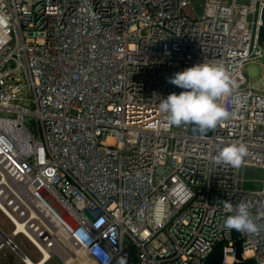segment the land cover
<instances>
[{"label":"built area","instance_id":"obj_1","mask_svg":"<svg viewBox=\"0 0 264 264\" xmlns=\"http://www.w3.org/2000/svg\"><path fill=\"white\" fill-rule=\"evenodd\" d=\"M263 9L0 0V211L12 226L0 250L22 235L38 264H206L218 246L221 264H264V74L246 73L264 69ZM199 63L228 72L218 102L230 117L208 132L163 126L159 103L183 91L168 78ZM233 143L247 146L241 166L214 163ZM224 202L247 203L260 230L225 229Z\"/></svg>","mask_w":264,"mask_h":264},{"label":"clouds","instance_id":"obj_2","mask_svg":"<svg viewBox=\"0 0 264 264\" xmlns=\"http://www.w3.org/2000/svg\"><path fill=\"white\" fill-rule=\"evenodd\" d=\"M167 82L183 91L171 93L159 103L158 110L165 117L163 126L193 124L202 132H208L230 117L229 110L218 102L230 93L232 86L223 65L199 63L175 73ZM246 155L247 146L244 143H233L223 147L213 161L239 168ZM224 210L231 213L224 220L225 229L249 234L260 230L247 203L241 202L234 207L224 202ZM104 223L103 219H99L96 225L101 227ZM76 234L82 245L90 246L93 243L86 229L82 228Z\"/></svg>","mask_w":264,"mask_h":264},{"label":"rangeland","instance_id":"obj_3","mask_svg":"<svg viewBox=\"0 0 264 264\" xmlns=\"http://www.w3.org/2000/svg\"><path fill=\"white\" fill-rule=\"evenodd\" d=\"M246 73L249 76V80L256 84L259 82L260 77L264 74L263 67L258 63H251L246 66ZM247 178L254 179V178H262L263 175L261 173L255 174L254 171H249L246 174ZM260 186V185H259ZM0 225L6 229V225H9L4 217L0 214ZM10 228H12L10 226ZM11 230V229H10ZM19 247L26 253L29 254L31 259L36 261L39 257L37 251L30 245V243L24 238V236L19 235L15 238ZM0 264H23L19 260V254L13 250H5L0 252ZM47 264H59V261L55 258L48 261Z\"/></svg>","mask_w":264,"mask_h":264},{"label":"crops","instance_id":"obj_4","mask_svg":"<svg viewBox=\"0 0 264 264\" xmlns=\"http://www.w3.org/2000/svg\"><path fill=\"white\" fill-rule=\"evenodd\" d=\"M0 214L4 217V219L7 221V222H9L8 220H7V218L1 213V211H0ZM9 224H10V226H11V223L9 222ZM10 226L9 225H6V229L4 228V227H2L1 225H0V242H1V240H2V238H3V233H5V234H9L10 233ZM12 227V226H11ZM25 238V237H24ZM26 239V238H25ZM27 240V239H26ZM28 241V240H27ZM15 242H16V240H15ZM29 242V241H28ZM17 243V242H16ZM30 243V242H29ZM18 245V244H17ZM30 245L34 248V246L30 243ZM18 247H19V245H18ZM35 249V248H34ZM5 250H13V249H11L10 247H5V248H3V249H1L0 250V252H2V251H5ZM36 250V249H35ZM13 251H15V252H17L18 254H19V260H20V262H22L23 264H27V263H25L24 261H23V255H26L28 258H30L31 259V257L29 256V254L28 253H26V252H24L20 247L18 248V250H13ZM38 253V252H37ZM38 255H39V253H38ZM53 259V258H52ZM56 259V258H55ZM58 260V259H57ZM35 261V260H34ZM39 262L40 261V255H39V257H38V259L36 260V262ZM48 262H46V263H44V264H47Z\"/></svg>","mask_w":264,"mask_h":264},{"label":"trees","instance_id":"obj_5","mask_svg":"<svg viewBox=\"0 0 264 264\" xmlns=\"http://www.w3.org/2000/svg\"><path fill=\"white\" fill-rule=\"evenodd\" d=\"M222 260V252H221V247L218 246L213 253L209 256L206 264H221ZM243 264H252L251 261H247Z\"/></svg>","mask_w":264,"mask_h":264},{"label":"water","instance_id":"obj_6","mask_svg":"<svg viewBox=\"0 0 264 264\" xmlns=\"http://www.w3.org/2000/svg\"><path fill=\"white\" fill-rule=\"evenodd\" d=\"M262 20H263V25L261 26V29H260L259 41H258L260 45H263V42H264V9L262 13Z\"/></svg>","mask_w":264,"mask_h":264},{"label":"bare ground","instance_id":"obj_7","mask_svg":"<svg viewBox=\"0 0 264 264\" xmlns=\"http://www.w3.org/2000/svg\"><path fill=\"white\" fill-rule=\"evenodd\" d=\"M45 261V260H44ZM42 261L40 264H44L45 262ZM39 262L33 261L32 259L28 258V263L27 264H38Z\"/></svg>","mask_w":264,"mask_h":264}]
</instances>
